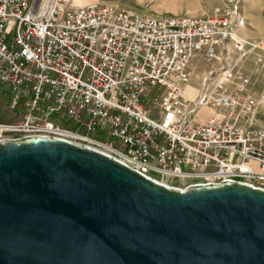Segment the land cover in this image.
Wrapping results in <instances>:
<instances>
[{
  "label": "built area",
  "instance_id": "obj_1",
  "mask_svg": "<svg viewBox=\"0 0 264 264\" xmlns=\"http://www.w3.org/2000/svg\"><path fill=\"white\" fill-rule=\"evenodd\" d=\"M243 24L238 0L207 18L0 0V93L6 87L15 99L0 142L69 141L181 191L235 183L264 190V129L250 121L256 100L242 73L264 41L239 35ZM194 58L214 65L196 98L186 89ZM257 63L264 67V54ZM157 86L163 91L152 96ZM21 100L16 120L11 111ZM203 108L215 111L206 121L198 118Z\"/></svg>",
  "mask_w": 264,
  "mask_h": 264
},
{
  "label": "water",
  "instance_id": "obj_2",
  "mask_svg": "<svg viewBox=\"0 0 264 264\" xmlns=\"http://www.w3.org/2000/svg\"><path fill=\"white\" fill-rule=\"evenodd\" d=\"M0 264H264V190L181 191L69 141L0 142Z\"/></svg>",
  "mask_w": 264,
  "mask_h": 264
},
{
  "label": "crops",
  "instance_id": "obj_3",
  "mask_svg": "<svg viewBox=\"0 0 264 264\" xmlns=\"http://www.w3.org/2000/svg\"><path fill=\"white\" fill-rule=\"evenodd\" d=\"M229 2L230 0H80L75 3L77 6L89 3L108 4L115 8L138 12L143 16L187 15L193 18H207ZM238 5L244 19V24L237 29L239 35L252 41H264V0H238ZM258 54H264V52L261 49L251 52L242 64V73L249 78V83L244 87L245 91L256 100L250 121L256 127L264 129V67L257 63ZM236 55V52H233V56L236 57ZM198 59L208 67L200 72H194L191 69V61L189 64L190 79L192 77L203 78L214 66L202 58ZM188 84L196 89L193 93L187 92L188 95L191 97L198 95L200 84L197 82L194 86L190 81Z\"/></svg>",
  "mask_w": 264,
  "mask_h": 264
},
{
  "label": "rangeland",
  "instance_id": "obj_4",
  "mask_svg": "<svg viewBox=\"0 0 264 264\" xmlns=\"http://www.w3.org/2000/svg\"><path fill=\"white\" fill-rule=\"evenodd\" d=\"M207 67L203 64V61L202 60H199L198 58H195V59L192 60V67H191V69H193L194 72H200V71H202L203 69H205ZM197 82L200 84L198 86V90H199L201 88V86H202V84H201L202 77L201 78H197V79H195L194 77H192L190 79V83L193 84L194 86H195V84H197ZM4 90H6V91H3V92L0 93V114L1 113L3 114V116L0 117V121H10L11 118H5L4 116L6 114V108L13 107L14 106L15 99H14V96H12L11 93L8 91V89H6V87H4ZM162 91H163L162 87L157 86V87H154L152 89V91H150V94L152 96H156V94H161ZM196 97H197V95L194 96L193 98H196ZM210 114H213L212 113V110H210V109L209 110H205L204 112H202L201 117L204 119L207 116H209ZM8 116H10V115H8ZM66 117L68 118V116H66ZM64 121H65V123H67L68 119H65ZM110 142H111V144H115V145L118 143V141L117 140H114V139H111ZM119 148L124 149V146L119 143ZM152 174H154L156 176H160L158 173L152 172ZM169 181L172 182V183L180 184V183L183 182V179H181V178L180 179H175V178H172L171 177V178H169Z\"/></svg>",
  "mask_w": 264,
  "mask_h": 264
},
{
  "label": "bare ground",
  "instance_id": "obj_5",
  "mask_svg": "<svg viewBox=\"0 0 264 264\" xmlns=\"http://www.w3.org/2000/svg\"><path fill=\"white\" fill-rule=\"evenodd\" d=\"M74 2H80V0H74ZM186 89H187V92H188V93H193L194 91H196V89L193 88V87H192L191 85H189V84H188V86H187ZM189 97H191V96H189ZM192 98H193V97H192ZM205 110H209V108H203V109H201L200 112H199V117H198V118H199V120L201 119L200 121H206L211 115H213V114L215 113V111H213L212 109H210V110H212V113H213V114H210L209 116H207L206 118L203 119V118L201 117V115H202V112H204ZM104 153H106V152H104ZM108 154L111 156L110 153H108ZM111 157H112V156H111ZM114 158H115V159H118L119 161L125 163L126 165H128V166H130V167L132 166L129 162H126V161L123 160L122 158H119V157H117V156H115ZM170 188H172V187H170Z\"/></svg>",
  "mask_w": 264,
  "mask_h": 264
},
{
  "label": "trees",
  "instance_id": "obj_6",
  "mask_svg": "<svg viewBox=\"0 0 264 264\" xmlns=\"http://www.w3.org/2000/svg\"><path fill=\"white\" fill-rule=\"evenodd\" d=\"M24 110H25L24 100H21L20 103H18L14 107L13 111H11L12 113L15 114L14 119H16V120L20 119L21 114L23 113ZM63 124L66 125V126H69V123H63Z\"/></svg>",
  "mask_w": 264,
  "mask_h": 264
}]
</instances>
